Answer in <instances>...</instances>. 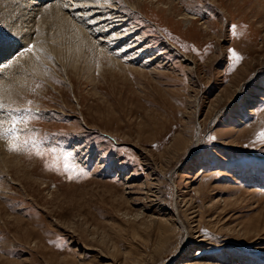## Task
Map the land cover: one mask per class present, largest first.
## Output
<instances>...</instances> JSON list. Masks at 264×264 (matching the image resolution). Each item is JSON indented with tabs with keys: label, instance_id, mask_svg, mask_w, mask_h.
I'll return each mask as SVG.
<instances>
[{
	"label": "rangeland",
	"instance_id": "1",
	"mask_svg": "<svg viewBox=\"0 0 264 264\" xmlns=\"http://www.w3.org/2000/svg\"><path fill=\"white\" fill-rule=\"evenodd\" d=\"M11 1L0 0V23L21 39L0 26V63L43 42L19 30L44 27L39 10L26 19L27 0ZM34 1L88 40L73 64L41 61L37 73L25 53L0 66L13 91L3 99L39 109L18 125L20 151L0 137V264H264V0L113 2L150 30L153 47L127 61L96 42L77 6ZM103 1H91L99 13ZM229 49L243 57L234 67ZM33 139L39 148H25Z\"/></svg>",
	"mask_w": 264,
	"mask_h": 264
},
{
	"label": "snow or ice",
	"instance_id": "2",
	"mask_svg": "<svg viewBox=\"0 0 264 264\" xmlns=\"http://www.w3.org/2000/svg\"><path fill=\"white\" fill-rule=\"evenodd\" d=\"M96 2L99 3V0H96ZM113 2H118V0H113ZM65 7L67 8L68 5H65ZM79 19L81 23H83L86 27L89 28L90 32L96 35V42L98 44L105 45L112 54L122 53L123 55L121 56V58L125 59L126 61L131 56H134L138 53H142L146 49L153 47V44H151L150 41L144 43V41L150 35V30L144 29L139 23L132 22L131 16H124L122 19H113V17L109 15L106 16V18L104 19H100L94 15L89 14L87 16L80 15ZM117 25H122V27H119L117 30H113L114 28H116ZM0 26H3L5 31L10 33V36L12 38H15L16 40L21 39V37H19L15 32L7 28L2 23H0ZM231 28L234 30L236 28V25H231ZM38 32L39 29H37V33ZM132 33H137L132 41H129L127 44L123 45L119 43L125 36H128ZM34 50V44L23 46L18 51H15L13 54H10L8 58L4 59L3 63H0V66H5L9 64L14 59L23 56L25 53L35 54ZM229 52L234 67L236 63L243 59V57L233 49H229ZM148 58L150 59L151 56H149ZM35 59L37 64L41 63L39 55H35ZM48 59L54 58L48 56ZM45 71H48L47 66H45ZM32 103L33 101L28 100V107H12L9 102H6L2 97H0V137L7 138L10 141V151L21 150L19 136L26 130L20 129L18 125L27 123L30 118H32L39 112V109H33L31 107ZM5 122L9 124L7 128L4 127ZM104 139L107 138L105 137ZM257 140L261 143H264V131L259 133V135L257 136ZM23 144L25 148H39V141L37 139H33L31 142L25 140L23 141ZM36 154L39 155L40 152L37 151ZM62 155L64 161L63 168L65 172L71 173L76 171L77 166L69 163L72 153L64 152ZM46 167H48V165H46ZM79 174H85V170L81 168ZM72 178L73 177L69 175V179Z\"/></svg>",
	"mask_w": 264,
	"mask_h": 264
},
{
	"label": "bare ground",
	"instance_id": "3",
	"mask_svg": "<svg viewBox=\"0 0 264 264\" xmlns=\"http://www.w3.org/2000/svg\"><path fill=\"white\" fill-rule=\"evenodd\" d=\"M11 1V0H10ZM28 1V2H27ZM26 3L25 1L22 3L25 7V9L22 11V15L23 16H26V19H28V17L32 16V12L35 10H39V16L42 17L43 21L42 22H45L44 24V27L43 25H35L33 28L35 29L34 31H30V30H27V29H30V27H27L25 28L26 31L23 30V28H20L19 30L23 33H30L31 35L32 34H35V37H34V41H36V43L39 42V40H42V44L40 46H38V44H36L35 46V55H39L40 56V60L41 61H47V62H53L56 61V60H59L61 62H70V63H74L76 61L75 60V56L77 57L79 55V53H81L82 55L86 54V50H83V46H84V43L86 40H88V35L85 34V31L83 30V28L79 27V26H76L74 24H72V22L70 21L69 17H64V16H61V13L57 10H53V9H46L48 11H45V12H42V8H39L38 4L39 1H34V0H27ZM82 1V0H81ZM89 2H82L81 4L79 3L80 0H78V3L74 2V0H59L58 3L59 5L63 6V8L61 7V10L62 11H67L70 10V9H73L74 6H77L79 9H77L76 11L78 13L77 14V17H78V20L80 22V19H79V16L80 15H94V16H98L100 15V19H104V17H106V13H109L110 16L113 17V19H119V17H121L118 13L115 12V10L117 8L113 7V6H116V5H112L111 3H113V0H102L103 2L100 3V6L101 7H104L105 8H108L106 10H103L101 13H99L98 10H96L94 8V5L91 3L92 0H88ZM124 2V4H126L127 6H129L130 8H134L133 11L137 10V3H134L130 0H122ZM165 1V0H164ZM164 1H161L160 3H163V4H167V2H172V0H169L167 2H164ZM13 2V1H11ZM55 3V4H56ZM105 3V4H103ZM109 3L111 4V6H109ZM173 3V2H172ZM2 4V3H1ZM76 4V5H75ZM165 4V5H166ZM22 5V6H23ZM65 5H68V8L66 9ZM12 6V5H11ZM32 6H37V8H33ZM47 6V5H46ZM32 7V8H31ZM20 11V10H19ZM71 11V10H70ZM73 12V11H72ZM20 13V12H19ZM35 13V12H34ZM20 14V15H21ZM65 14V13H64ZM108 15V16H109ZM38 16V17H39ZM187 18V26L186 28H191L192 27V20H197V18L195 16H189L188 14L186 13H183L182 16H180V19L181 18ZM39 20V19H37ZM13 21V20H12ZM49 22H54V23H60V33L55 31L48 23ZM81 23V22H80ZM14 24L18 25V23L15 21ZM21 24V23H20ZM82 24V23H81ZM22 25V24H21ZM20 25V26H21ZM19 26V25H18ZM121 25H117V27H119ZM22 27V26H21ZM16 29V28H15ZM37 29H39V32L37 33ZM192 29V28H191ZM189 31V30H188ZM35 32V33H34ZM190 34L193 35L192 31L190 32ZM56 36H59V40L58 43H53V44H50L49 42V39L51 38L52 41H57L58 39L56 38ZM190 36V35H189ZM126 37V36H125ZM124 37V38H125ZM199 37V36H197ZM54 38V39H53ZM192 40H197L195 35H193L192 37ZM24 39H27V38H24ZM24 42V41H23ZM22 42V43H23ZM27 43V40L24 42V44L26 45ZM95 43V42H94ZM58 45L59 47L57 48H53V46H56ZM95 48H96V51L98 52H103L102 49L100 47H97L96 45H94ZM174 49L175 50H179V48H177L175 45H174ZM42 50V52H41ZM7 51V49L1 44L0 45V54H5V52ZM41 52V54H39ZM47 54L53 56L54 59H51V60H48L47 58ZM184 56V59L191 62L192 64H194L195 60L191 57H189V55H185L183 54ZM74 57V60L73 58ZM28 64L29 66L32 68V70L34 69V71H37L38 72H42V65L39 63L37 64L36 62V59H35V56L32 55V56H29L28 57ZM27 64V65H28ZM26 65V64H25ZM40 65V66H39ZM124 66V65H123ZM30 68V70H31ZM190 70H193L192 67H190ZM194 70H196V66L194 67ZM42 74V73H41ZM20 78V77H19ZM236 91H239L238 87L236 88ZM13 94V91H12V87L11 88H8L7 87V84L5 82H0V95L2 98L4 99H8L11 95ZM11 99V97H10ZM5 158V157H4ZM2 162V160H1ZM0 162V163H1ZM6 162V161H5ZM4 164V163H3ZM6 164V163H5ZM8 164V163H7ZM4 166V165H3ZM7 166V165H6ZM21 166V165H20ZM19 166V167H20ZM15 167V166H14ZM3 168V167H2ZM1 168V169H2ZM17 168V167H16ZM10 169V168H9ZM15 169V168H14ZM19 169V168H18ZM17 170V169H15ZM14 170V171H15ZM24 170V168H23ZM22 170V171H23ZM26 170V169H25ZM3 171V170H2ZM7 171V170H6ZM27 172V171H26ZM16 173V172H15ZM23 173V172H22ZM25 173V172H24ZM23 173V174H24ZM26 175V174H25ZM18 176V175H17ZM28 175H26L27 177ZM30 176V175H29ZM25 177V176H22V178ZM21 178V177H20ZM29 178V177H28ZM31 178V176H30ZM24 179V178H23ZM17 181V180H16ZM30 182V181H29ZM28 183V182H27ZM32 184V183H31ZM25 185V184H24ZM11 222V221H10ZM13 222V221H12ZM22 226V225H21ZM17 227V226H16ZM23 227V226H22ZM21 228V227H20ZM20 230V229H19ZM25 232V231H24ZM37 232V231H36ZM36 236V235H35Z\"/></svg>",
	"mask_w": 264,
	"mask_h": 264
}]
</instances>
